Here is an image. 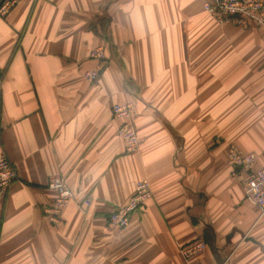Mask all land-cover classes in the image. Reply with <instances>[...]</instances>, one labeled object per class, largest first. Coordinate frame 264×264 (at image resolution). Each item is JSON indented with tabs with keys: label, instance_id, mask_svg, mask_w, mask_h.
Returning <instances> with one entry per match:
<instances>
[{
	"label": "crops",
	"instance_id": "1",
	"mask_svg": "<svg viewBox=\"0 0 264 264\" xmlns=\"http://www.w3.org/2000/svg\"><path fill=\"white\" fill-rule=\"evenodd\" d=\"M202 3L18 0L0 15V156L17 173L0 195V264H264V215L226 162L232 143L264 166V30ZM98 45L106 65L88 82ZM124 102L134 153L111 115ZM56 175L75 198L57 225L41 211ZM142 179L151 197L109 226ZM197 239L185 261L178 245Z\"/></svg>",
	"mask_w": 264,
	"mask_h": 264
},
{
	"label": "built area",
	"instance_id": "2",
	"mask_svg": "<svg viewBox=\"0 0 264 264\" xmlns=\"http://www.w3.org/2000/svg\"><path fill=\"white\" fill-rule=\"evenodd\" d=\"M18 0H0V15L6 16L16 5ZM203 9L209 13L219 24H234L242 27L255 26L264 30V0H203ZM89 58L95 61L94 67L85 71L83 77L88 82L96 81L99 73L106 65L105 46L94 47ZM1 85V77H0ZM131 102L116 103L112 106L111 115L120 120L117 130L124 142L126 153L139 150L140 137L137 134ZM226 162L230 168V179L239 183L244 189L246 199L255 204L259 216L264 215V166L256 167V155L245 152L235 144H229L226 150ZM17 173L5 155L0 156V195L5 188L16 178ZM47 187L55 192V197L49 205L42 207L41 211L52 224L61 222V213L67 204L73 201L74 195L68 187L65 177L53 176L49 179ZM152 195L148 180L137 181L135 189L124 205H116L107 217V224L111 227H124L129 224L130 216L137 211ZM91 202V198L76 201L84 209ZM179 254L188 261L200 255L206 248V243L197 239L178 245ZM264 252V245H262Z\"/></svg>",
	"mask_w": 264,
	"mask_h": 264
}]
</instances>
